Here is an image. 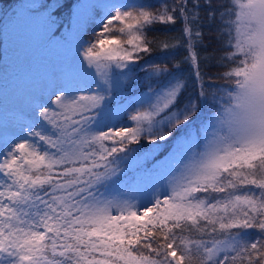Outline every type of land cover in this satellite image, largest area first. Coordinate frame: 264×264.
I'll return each instance as SVG.
<instances>
[{
    "label": "snow or ice",
    "instance_id": "6c2138e0",
    "mask_svg": "<svg viewBox=\"0 0 264 264\" xmlns=\"http://www.w3.org/2000/svg\"><path fill=\"white\" fill-rule=\"evenodd\" d=\"M91 7L102 11L90 39L75 36L76 65L33 100L32 121L0 147V264H264V0L205 5L227 29L233 51L218 75L235 90L216 122L200 126L193 120L207 94L179 104L184 82L139 63L151 51L146 29L179 17L198 69L199 0L155 12L143 3ZM169 141L183 150L166 181L125 191L128 164Z\"/></svg>",
    "mask_w": 264,
    "mask_h": 264
},
{
    "label": "rangeland",
    "instance_id": "374dc122",
    "mask_svg": "<svg viewBox=\"0 0 264 264\" xmlns=\"http://www.w3.org/2000/svg\"><path fill=\"white\" fill-rule=\"evenodd\" d=\"M134 3L133 0H77L73 5L71 13V31L67 32V42L65 45L48 40L43 46H40L46 37L47 29L40 23V16L44 13L41 8L43 0H23V6L18 7V14L4 28V42L1 47L3 59L1 60L2 84L0 85V111L4 115L0 117V147H3L5 139L11 141L13 137L22 134V127H26L28 122L33 119L32 102L36 97L45 95V89L54 79L62 77L70 68L77 63V44L75 36L81 34V28L84 23L86 13L93 10L90 8L95 3L102 2H121ZM144 1V0H136ZM86 11V12H85ZM100 14L95 12L96 18ZM120 25L116 24L118 28ZM96 25L93 22L88 27L89 34L84 39L92 37V30ZM99 31V29H96ZM235 31V30H234ZM114 35H120L118 32ZM121 39H126V36H120ZM37 51V52H36ZM36 52V53H35ZM35 53V56L33 54ZM168 59L167 54H150L140 60V65H147L149 69ZM29 65L24 68L27 61ZM140 77L144 76L143 72L139 73ZM140 80L138 79L137 83ZM205 93L209 94V102L213 100L215 111L206 114V120L209 124L216 122L218 113L223 111V108L228 101H224L225 94L219 92L208 83L204 85ZM235 90V88H234ZM211 96V97H210ZM214 98V99H213ZM209 102H206L208 105ZM219 105H222L219 108ZM112 109L117 110V104L113 103ZM124 126H131L126 124ZM193 133V139H195ZM141 145L147 147L145 140ZM141 143V142H140ZM133 147H136L133 145ZM182 145L178 142L175 146L172 144L164 155H160L155 159L148 157V163L153 165L160 164V169L156 168V174H149L146 180L139 179L131 186L125 189L134 195L143 192L153 183H159L161 180L167 179L165 175L169 163H175V158L179 157L182 152ZM164 157V158H163ZM165 160V161H164ZM144 162L143 157L132 160L128 167H132L137 172V166ZM165 162V163H164ZM149 165V164H148ZM128 171V169H127ZM128 175V172H127ZM127 177V176H126ZM125 177V178H126ZM255 235V232H252Z\"/></svg>",
    "mask_w": 264,
    "mask_h": 264
},
{
    "label": "trees",
    "instance_id": "16d2710c",
    "mask_svg": "<svg viewBox=\"0 0 264 264\" xmlns=\"http://www.w3.org/2000/svg\"><path fill=\"white\" fill-rule=\"evenodd\" d=\"M134 3L140 4H150L153 7L150 9L155 12L157 8L164 3L173 4L174 0H144L142 2H138L133 0ZM77 3V0H43V4L41 8L44 9V13L40 16V23L43 27L47 29L46 37L42 41L40 46H43L48 40H53L60 45H65L67 40V32L71 31V13L73 10L74 3ZM80 2V0H79ZM23 0H0V85L2 84V72L1 70V60L3 59V53L1 52V47L4 42L3 31L6 26L11 22V20L17 16L18 7L23 6ZM120 3H124L121 1ZM193 0H188V5L191 7ZM199 3L202 7L199 9L200 20L197 22V26H193V32L202 33V39L195 45L196 51L199 53V67L192 65L191 61L187 59L188 53L185 51L186 42L183 38L182 29L184 24L181 22L179 17H177L175 24H161L156 23L152 26L151 29H146V39L151 43L149 47L151 51L149 53H142V58L150 55V54H167L168 59L164 61H159V63H155V65H161V67H166L171 71V73L181 79L184 82V88L179 98V104H183L189 98H195L198 93L201 91L205 92L204 84L208 83L216 89L219 94H225L224 101H228V92L234 91L235 85L233 83L231 88H224L222 85H226L232 83L231 81H227L223 79L220 73L225 72L227 69L221 67V56L226 52L233 51V49H228L224 47L226 44L228 37L222 35V33L226 32L227 29L220 27L219 14H217V19L215 21L211 20L207 13L212 9H208L205 7L208 3H211L213 6L222 5V4H234L235 0H199ZM67 5L65 7H57V5ZM94 5H102V2ZM93 11L90 13H86L84 18V23L81 28L80 36L82 38L86 37L88 32V27L94 22L96 18L95 12L100 14L102 8L100 7H90ZM55 9V11H53ZM221 9L220 11H223ZM238 9L229 8V11H237ZM86 12V11H85ZM49 13H52V18L55 19V24L50 22ZM225 21H234L235 17H224ZM219 29V30H218ZM117 33V32H116ZM115 34V33H113ZM232 35L235 36V31L233 29ZM195 39V38H193ZM234 42V41H233ZM167 43L173 47H169L167 50L164 48V44ZM37 52V51H36ZM35 52V53H36ZM35 53L33 56H35ZM242 58V57H241ZM30 63V60L27 61L24 68H26ZM154 66V65H153ZM237 66V65H232ZM197 72L199 77L197 78ZM141 81L136 84L135 88L132 89L133 94H135L136 89L140 88ZM207 94V93H206ZM211 97V96H210ZM214 99V98H213ZM207 102H209V94H207ZM203 103L201 105V110L197 112L196 117H194L193 123L196 126H200L201 121L206 120V114L211 111H215L213 100L208 103ZM179 106V105H178ZM222 105H219V108ZM4 115V112L0 111V117ZM195 133V132H194ZM195 136V135H194ZM144 141H141V144ZM172 144L169 141L166 146L152 153L149 159L160 155H164L170 145ZM164 158V157H163ZM165 161V160H164ZM148 160L137 166V172L134 171L132 167H128V175L124 180V183L130 186V183H134L139 179L146 180L147 173L144 171L145 168L152 169L157 168L160 169L161 165H153L148 163ZM165 163V162H164ZM251 231V230H250Z\"/></svg>",
    "mask_w": 264,
    "mask_h": 264
}]
</instances>
